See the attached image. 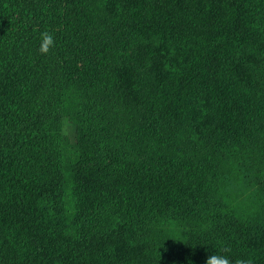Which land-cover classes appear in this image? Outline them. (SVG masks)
I'll list each match as a JSON object with an SVG mask.
<instances>
[{
	"label": "trees",
	"instance_id": "trees-1",
	"mask_svg": "<svg viewBox=\"0 0 264 264\" xmlns=\"http://www.w3.org/2000/svg\"><path fill=\"white\" fill-rule=\"evenodd\" d=\"M213 252L264 264V0H0V264Z\"/></svg>",
	"mask_w": 264,
	"mask_h": 264
},
{
	"label": "clouds",
	"instance_id": "clouds-1",
	"mask_svg": "<svg viewBox=\"0 0 264 264\" xmlns=\"http://www.w3.org/2000/svg\"><path fill=\"white\" fill-rule=\"evenodd\" d=\"M55 46V40L52 33L45 30L40 34V46L39 53L41 55H47L49 51ZM231 252L230 247H224L221 249V253ZM205 264H253L251 258L244 259L242 257H237L235 260L231 259L229 255H223L217 252H213L207 255Z\"/></svg>",
	"mask_w": 264,
	"mask_h": 264
},
{
	"label": "rangeland",
	"instance_id": "rangeland-1",
	"mask_svg": "<svg viewBox=\"0 0 264 264\" xmlns=\"http://www.w3.org/2000/svg\"><path fill=\"white\" fill-rule=\"evenodd\" d=\"M73 125L70 123L66 117H61V130L64 134L69 137L73 135Z\"/></svg>",
	"mask_w": 264,
	"mask_h": 264
}]
</instances>
